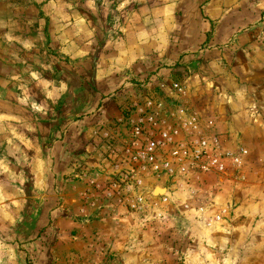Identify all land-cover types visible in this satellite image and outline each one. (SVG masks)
I'll use <instances>...</instances> for the list:
<instances>
[{
  "label": "rangeland",
  "instance_id": "obj_1",
  "mask_svg": "<svg viewBox=\"0 0 264 264\" xmlns=\"http://www.w3.org/2000/svg\"><path fill=\"white\" fill-rule=\"evenodd\" d=\"M193 1L0 0L18 41L0 103V264H264V148L192 110L186 67L264 62V0ZM247 90L264 109L262 86ZM159 103L246 150L242 164L153 171L129 140Z\"/></svg>",
  "mask_w": 264,
  "mask_h": 264
},
{
  "label": "crops",
  "instance_id": "obj_2",
  "mask_svg": "<svg viewBox=\"0 0 264 264\" xmlns=\"http://www.w3.org/2000/svg\"><path fill=\"white\" fill-rule=\"evenodd\" d=\"M200 6L196 0L192 6ZM200 16H196L197 20ZM228 23L227 18H223L218 24V34L225 30L224 24ZM11 19L9 12L5 16L0 15V103L5 93H9V82L6 78L14 71L16 60L11 45L15 44V39L11 32ZM13 32H15L13 30ZM200 35L203 41L204 34L199 32V27L194 30V37ZM4 36V38H2ZM193 40V37L192 39ZM216 43L220 41L218 37L214 39ZM18 42V41H17ZM193 44V43H192ZM27 47L26 41L23 43ZM194 46V45H193ZM191 76L187 82H191V108L204 120H215L218 132L229 134L231 138L245 143L249 141L254 150L259 147L264 148V136L254 135V128L258 127L264 131V118L260 121L256 116H264V109L260 104H250L248 86L257 83L264 91V62H187ZM192 68H195L191 70ZM163 76L165 80L171 81L172 76L169 71H160L156 77ZM261 94V93H260ZM264 97V92L261 94ZM3 100V99H2ZM252 138V140L250 139ZM262 140V142H260ZM257 142H260L257 144Z\"/></svg>",
  "mask_w": 264,
  "mask_h": 264
},
{
  "label": "built area",
  "instance_id": "obj_3",
  "mask_svg": "<svg viewBox=\"0 0 264 264\" xmlns=\"http://www.w3.org/2000/svg\"><path fill=\"white\" fill-rule=\"evenodd\" d=\"M172 89L183 90L179 84H172ZM129 141L148 167L172 177L191 175L196 170L225 173L237 169L248 153L221 149L202 131L195 117L184 109H166L163 103L144 112Z\"/></svg>",
  "mask_w": 264,
  "mask_h": 264
}]
</instances>
